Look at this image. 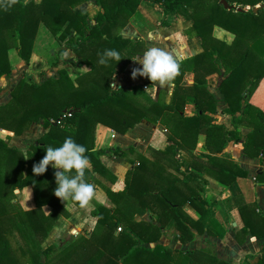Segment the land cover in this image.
Masks as SVG:
<instances>
[{"label": "trees", "instance_id": "1", "mask_svg": "<svg viewBox=\"0 0 264 264\" xmlns=\"http://www.w3.org/2000/svg\"><path fill=\"white\" fill-rule=\"evenodd\" d=\"M85 1L98 7L92 19L80 7ZM153 1L162 8L159 24L163 27L179 16L190 19L182 33L197 37L201 47L178 61L179 72L170 82L168 102L164 90L153 98L142 88L144 84L112 86L113 77L147 48L141 37L119 33L140 0H15L10 7V0H0V78L11 71L10 47L28 64L40 24L57 35L60 43L52 66H57L61 53L70 49L86 67L74 79L64 67L58 68L59 75L54 78L20 79L9 100L0 103L2 131L20 135L32 122H40L45 128L25 153L0 136V264H232L207 249L183 251L159 240L166 228L173 230L174 239L180 243L191 241L195 232L207 230L201 218L194 219L184 210L189 205L200 216L212 213L214 200L204 194L208 183L205 176L225 185L247 176L236 160L223 153L228 141H241L243 154L263 160L264 110L250 101V95L264 77V0H226L230 8L220 0ZM259 2L263 3L254 8ZM214 25L231 32V42L213 36ZM105 49L117 50L120 60L99 64ZM203 66L214 73L222 72L218 88L225 103L222 113L229 115L230 126L216 121V100L206 81L194 79L182 84L186 71ZM146 83L151 84L150 80ZM189 95L194 112L185 114ZM142 120L165 130L163 147L139 152L133 145L95 146L97 123L123 134ZM237 124L249 126L250 131L243 134ZM200 134L204 152L194 153ZM67 136L86 148L88 183L92 173L116 180L101 161L106 152L123 157L131 166L122 188L102 185L109 205L93 202L90 213L96 219L87 235H79L61 249L55 244L42 248L55 219L69 213L53 193L55 170L49 166L44 173L33 174L31 169L47 146H59ZM255 180L264 181V169ZM25 186L31 187L35 206L11 211L14 189ZM44 205H50L48 213L43 212ZM249 207L255 204L238 206L243 221L240 231L264 238V215H259L256 224L249 223L243 215ZM146 213L149 217L141 218ZM12 228L22 239L18 251L26 257L23 262L7 236ZM149 243L154 245H144ZM257 264H264L263 254Z\"/></svg>", "mask_w": 264, "mask_h": 264}, {"label": "crops", "instance_id": "2", "mask_svg": "<svg viewBox=\"0 0 264 264\" xmlns=\"http://www.w3.org/2000/svg\"><path fill=\"white\" fill-rule=\"evenodd\" d=\"M152 2L154 1L140 0L136 8V12L139 11L141 15L140 17L147 19L150 17V11H152L154 7L156 8V11H159L161 9L159 13L160 15L159 21H160L162 17V8L159 3L155 4ZM90 4L91 3L89 1L88 2L85 1L82 4H80V7L83 8V6ZM151 4H155V6ZM246 8H248V6H246ZM157 14L158 12H155V15ZM132 19L133 16L130 19V21ZM180 19L183 20V25L181 26V29L186 28L191 23L190 19L187 20L182 17ZM176 20H179V18H177ZM175 21L172 22L168 27H162L161 28L163 29L162 31H168L169 34H172L177 25V22ZM120 33L123 36L141 37L144 40L146 47H150V46L157 47V45L154 42H152V40H155L154 37L151 36L153 34H151V32H147V34H143V32L140 31V27L138 26L136 27L134 23H130V24L128 23L127 25H125ZM177 35L178 37L177 36L172 37L175 40L177 39L176 44H173L171 42L170 36L167 37L170 44L165 49L166 51L171 52L173 56L177 59V61L189 57L201 50L200 41L194 35H186L183 34L182 32H178ZM212 35L215 36L216 38L223 39L228 43L231 42V40L233 39V35L231 34V32H228L217 25L213 26ZM134 67L138 68L140 67V65L132 58L129 61V63H127V65L124 67V69L113 77L112 86L121 87V86H129L133 84H144L143 86H146L150 89L153 88L156 89L159 87L158 90L160 89L165 91L169 90L168 98L165 99V101L168 102L172 91V84L168 82L166 84L161 85L153 81H150L151 84H148L146 83L149 80L147 77H142L139 75L135 77L131 76L130 74L131 69ZM3 79H5V77L0 78V103L7 102L9 100L10 91H11V90L7 91L6 89H4L5 85ZM194 79L207 82L208 90L216 100V108H217V113L215 114L216 121L224 122L227 126H230L229 115L222 113V109L225 107V103L223 101V95L221 94L218 88V84L222 79V75L219 76V74L214 73L210 67L203 66L194 71H186L182 79V84L184 85L190 84L193 82ZM5 93L7 94V96L5 95ZM250 101L255 105H257L259 108L264 110V77L260 79L256 88L250 95ZM184 108H185V114H192L194 112L192 96L190 95L186 96V104ZM141 122L142 124H139V126H137L136 128L137 130L145 129V128L149 129L153 125L145 120H142ZM97 126L101 132V134L99 135L100 137L98 138L99 140H97V137L95 138V146L97 148H107L104 146H107L108 144H104V143H109L118 140L119 141L118 143L121 144V142L125 141L123 135L119 133L110 134L109 128L99 124ZM237 126L240 128L243 134L250 131V127L247 125L237 124ZM104 135H108L112 141L109 142L102 141ZM12 137H13L12 139H14L16 135L12 134ZM203 138L204 137L202 134L198 136L197 143L193 150L194 153L204 152L202 145ZM97 141L99 142L97 143ZM130 145H133L135 149L138 150L139 152H143L145 151V149H147L146 147L144 150H140L136 148V146H138L137 144L136 146L135 144H129L128 146ZM122 148H126V147L122 146ZM223 153L228 157H231L234 160H236L240 164V166L246 170L247 176L237 177L234 181H232L228 185L222 184L211 177L205 176L209 184L213 185L217 189V193L215 197H208L205 194L207 199H209L210 201L214 200L212 213L208 212L207 214L200 216L189 205H185L184 210L194 219L201 218L206 223L207 230L204 231L203 233L195 232L194 238L191 241L187 243H180L174 239L173 230L170 228H166L159 242L170 248H177L183 251L207 249L219 259L230 262L232 264H257L259 259L262 257V254L264 255V238H257L256 236H253L250 232L244 233L240 231L243 226V221H242V216L238 212V206L242 205L243 203L255 204L254 208L249 207L246 214H243L245 215V217H247V221L249 223L256 224V222L259 220V215L260 216L264 215V181L255 180L256 174L259 172V170L264 169V156H263V160L260 161L259 157H249L243 154L241 152V141H237V142L228 141L223 150ZM103 155L100 156L101 161L116 176L115 167L113 166L115 160L114 161L112 160L110 163L105 164V162L102 159ZM114 156H116L117 159L123 158L121 156L119 157L118 155H113V157ZM125 163L127 168L130 167L129 162L125 160V162H123V165ZM117 175L118 177L116 176V179H119L120 175L119 174ZM116 190H118V188ZM105 198L106 197L104 194L103 197L101 198L99 194L96 195V193L94 192L93 199L95 202L107 204L105 202ZM79 210H81L82 212L81 215L84 216L83 213L85 214V212H88L89 209L87 208L84 209L80 207ZM149 215H150L149 213H146L141 218H148ZM89 217H90V221H92L94 225L96 218L91 215ZM135 218L139 219L140 217L135 216ZM169 230L171 231L170 237L168 235ZM144 245L153 246L154 243H149Z\"/></svg>", "mask_w": 264, "mask_h": 264}, {"label": "rangeland", "instance_id": "3", "mask_svg": "<svg viewBox=\"0 0 264 264\" xmlns=\"http://www.w3.org/2000/svg\"><path fill=\"white\" fill-rule=\"evenodd\" d=\"M90 3H91L90 5L83 6V9L89 12V18L92 19V16L94 15L98 7L95 6V4L92 2ZM152 3L156 4L157 2H152ZM261 3L263 2H259L258 4L255 5V7L261 5ZM155 4H151V5L155 6ZM160 10L156 11V8L154 7L152 11H150V17L147 19L140 17L141 16L140 12L135 11V13L132 15L133 19L130 21V19L132 18L131 16L125 25H127L128 23L129 24L134 23L136 27L137 26L140 27V31H142L143 34H147V32H151V34H153L151 36H153L155 39V40L151 39L152 42H154L157 45V47H161L165 50L170 44L167 38L168 36L171 37V42L173 44L177 43L176 42L177 39L175 40L172 37L173 36L178 37L177 33L182 32L181 26L183 25V20L180 19L181 16L178 17L179 20L175 21L177 22V25L172 34H169L168 31H162L163 29L161 28L163 26L159 25ZM155 12H158V14L155 15ZM123 28L124 27L120 29L119 33L123 30ZM59 47H60V43L58 42L57 35L52 34L44 25L40 24L38 26L34 38L32 53L28 64H25L24 61H22L19 58L14 47H10L8 49V58L11 64V71L9 75L2 76L5 77V79H3L5 85L4 89H6L7 91L12 90L20 79H28L29 77H31L32 80L42 81L49 77L50 78L57 77L59 75L58 68L60 67L66 68V70L69 72L70 76L73 79L79 73H81L86 69V67L81 66L79 64V62L77 61L78 60L77 55L74 54L70 49H66L61 53L57 66L55 67L52 66L51 63L53 62L55 56H57V51ZM218 74L220 76L222 72ZM158 88L150 89L148 87L146 88L143 87V89H145L146 92L153 98H156L158 96V91H159ZM168 91L164 90L165 99L168 98L169 95ZM5 95L7 96L6 93ZM98 124L102 125L100 123H97L95 126L94 142L96 137L97 140H99L98 138L100 137L99 135L101 134L97 126ZM139 124H142V122L140 121L139 123H136L133 127L129 128L123 134L119 133L123 135V138L125 140L124 142H121V144L118 143L119 142L118 140L112 141L108 135H104L102 141L104 142L112 141L109 143H104V144H108L107 146L104 147L107 148H114L116 146L127 147L129 144H135V146L137 144L138 145L136 146L137 149L144 150L146 147L161 148L164 145L165 130L160 125L153 124L152 127H150L149 129L145 128V129L137 130L136 128L137 126H139ZM109 129H110V134L118 133L111 128ZM2 130L4 129H0V136H3L7 144L15 145L19 147L25 153L31 141H34L40 134H42L45 131V128H43L40 122H32L25 130L22 131L20 135H16L14 139H12L13 138L12 132L7 130L2 132ZM98 142L99 141H97V143ZM102 159L105 162V164L110 163L112 160L113 161L115 160L114 161L115 163H113V166L115 167V171H116L115 174L117 177H118L117 174H119L120 178L116 179L115 182H111L107 178L104 177L102 178V176L97 173H92L93 176L90 178V183L93 185L94 192L96 193V195L99 194L101 198L103 197V194L105 195L102 185L108 186L114 190H116L117 188L120 189L123 184L125 172L129 168L126 167V163L123 165V162H125L123 158L117 159L116 156L113 157V155L107 152L105 153V155L102 156ZM205 187H206L205 190L207 191H205L204 194H206V196L208 197H215L217 193V189L213 185H210L209 182L206 184ZM91 201H89V204L87 206V209H89L88 212H85V214L83 213L84 216H82L81 215L82 212L81 210H79L80 206L78 203L72 200H68L64 202L60 199V202L62 203V205L65 207V209L68 211L69 214L67 216L60 215L55 219L46 237L42 241L41 247L44 248L49 244H55L57 248L61 249L67 244H69L71 241H73L79 235H87L91 227L93 226V222L90 221L89 216L91 214L89 211H91L92 208L94 207L93 202L95 201L93 198L91 199ZM105 202L109 205V200L107 199V197L105 198ZM11 203L13 204L11 211H16L20 209L26 210L33 208L35 206V203H34L33 192L31 187L25 186L22 189H14V197L11 199ZM50 209H51L50 205L42 206V210L45 213H48ZM168 235L170 237L171 235L170 230L168 231ZM7 236L9 238V242L12 249L18 256V258H20V262H23L26 257L23 256L20 250L18 251V246L20 244L22 245V239L20 238L18 230L12 228V233L7 234ZM40 260L44 261L45 256L41 255Z\"/></svg>", "mask_w": 264, "mask_h": 264}, {"label": "clouds", "instance_id": "4", "mask_svg": "<svg viewBox=\"0 0 264 264\" xmlns=\"http://www.w3.org/2000/svg\"><path fill=\"white\" fill-rule=\"evenodd\" d=\"M15 0H10L8 7ZM121 55L115 49H105L99 55L98 63L106 64L109 60L118 61ZM140 67L131 69V76L147 77L158 84L171 82L179 72V63L173 54L161 47L150 46L141 55L132 57ZM84 145L76 143L71 136H67L59 146H47L44 155L32 166L33 174H42L47 167L53 168L56 197L66 202H77L81 208L86 209L94 196V187L85 181V170L89 168V158L84 153ZM27 158V156H25ZM69 173H72L69 175Z\"/></svg>", "mask_w": 264, "mask_h": 264}, {"label": "water", "instance_id": "5", "mask_svg": "<svg viewBox=\"0 0 264 264\" xmlns=\"http://www.w3.org/2000/svg\"><path fill=\"white\" fill-rule=\"evenodd\" d=\"M221 1V3L223 4V6L225 7V8H230V6L228 5V3H227V1L226 0H220ZM258 6H256V7H254V8H257Z\"/></svg>", "mask_w": 264, "mask_h": 264}, {"label": "built area", "instance_id": "6", "mask_svg": "<svg viewBox=\"0 0 264 264\" xmlns=\"http://www.w3.org/2000/svg\"><path fill=\"white\" fill-rule=\"evenodd\" d=\"M144 88H146V86H143Z\"/></svg>", "mask_w": 264, "mask_h": 264}]
</instances>
